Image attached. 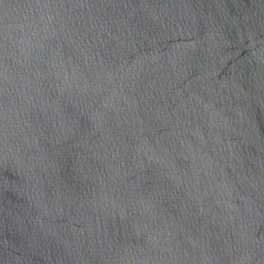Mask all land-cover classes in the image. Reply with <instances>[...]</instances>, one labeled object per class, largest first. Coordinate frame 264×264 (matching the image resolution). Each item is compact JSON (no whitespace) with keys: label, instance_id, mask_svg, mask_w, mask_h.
Masks as SVG:
<instances>
[{"label":"water","instance_id":"1","mask_svg":"<svg viewBox=\"0 0 264 264\" xmlns=\"http://www.w3.org/2000/svg\"><path fill=\"white\" fill-rule=\"evenodd\" d=\"M0 264H264V0H0Z\"/></svg>","mask_w":264,"mask_h":264}]
</instances>
